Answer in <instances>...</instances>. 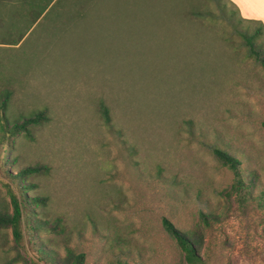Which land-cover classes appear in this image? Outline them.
<instances>
[{
    "label": "rangeland",
    "instance_id": "374dc122",
    "mask_svg": "<svg viewBox=\"0 0 264 264\" xmlns=\"http://www.w3.org/2000/svg\"><path fill=\"white\" fill-rule=\"evenodd\" d=\"M50 1L0 0V91H12L11 114L48 117L8 153V176L48 168L26 175L27 193L44 199L34 212L59 217L63 230L33 237L61 255L65 245L83 252L85 264H186L166 218L201 231L206 264H264V208L255 200L264 194V69L215 3L97 0L103 17L148 7L162 32L87 35L74 26L85 19L70 22L75 0ZM190 9L213 14L194 18ZM215 146L239 159L252 184L243 206L219 194L234 174ZM8 176L0 172V209L11 212ZM200 212L214 216L209 226ZM0 264L47 263L5 230Z\"/></svg>",
    "mask_w": 264,
    "mask_h": 264
},
{
    "label": "trees",
    "instance_id": "16d2710c",
    "mask_svg": "<svg viewBox=\"0 0 264 264\" xmlns=\"http://www.w3.org/2000/svg\"><path fill=\"white\" fill-rule=\"evenodd\" d=\"M62 5L66 0H51L52 2ZM219 9L222 20L227 21L234 31L242 38L247 47L248 53L253 56L264 69V25L260 20L245 19L240 16L238 8L229 0H226L234 6L235 12L226 8L223 0H212ZM225 1V0H224ZM99 2V0H98ZM97 0H75L73 2V13L70 22H74L73 18L85 19L84 26L74 25L77 29L87 30V35H102L103 32L110 34L122 35H158L162 32L161 25L157 21H153L154 14L150 12L152 9L148 7H117L108 8L106 10V21L99 13V4ZM109 12V13H108ZM92 13V14H91ZM189 13L192 17L198 18L204 15L212 16V11L201 12L196 9H190ZM94 15V19L91 18ZM88 18V19H87ZM155 18V17H154ZM244 22V23H243ZM69 27V26H68ZM67 26L65 29L68 28ZM63 29V30H65ZM12 91L10 89H2L0 91V172L7 174L8 153L16 146L19 136L30 137L32 128L48 121L45 109L32 112L28 115H14L10 113V101ZM100 105V113L105 123L110 124V116L108 108L102 103ZM264 127V120L261 121ZM213 156L223 165L233 171V181L228 188L220 191L231 202H236L238 206L245 205L251 195V182L247 180L240 168V161L228 150L215 146L211 149ZM48 171L46 165L36 164L27 165L19 168L14 174L8 176L14 189L10 188V203L12 211L0 209V234L5 230H10L14 245L23 248L26 253H30L33 257L46 262L47 264H85V255L83 252H77L75 248L65 245L64 255L58 251L49 248L40 239H35V232H48L63 230L62 220L57 217L54 222L44 220L39 214L34 212V207L44 203V199L38 196L28 195L31 188L26 182V175L44 174ZM260 206L264 208V194L255 199ZM200 221L206 227L210 225L213 215L204 212L199 213ZM162 227L166 233L171 236L180 248L186 264H206L205 259L199 254L203 244L202 233L199 229L193 232H184L178 229L166 218L161 220ZM114 264H128L126 261L118 259Z\"/></svg>",
    "mask_w": 264,
    "mask_h": 264
},
{
    "label": "crops",
    "instance_id": "0c3cea01",
    "mask_svg": "<svg viewBox=\"0 0 264 264\" xmlns=\"http://www.w3.org/2000/svg\"><path fill=\"white\" fill-rule=\"evenodd\" d=\"M245 19L260 20L264 25V0H229Z\"/></svg>",
    "mask_w": 264,
    "mask_h": 264
}]
</instances>
